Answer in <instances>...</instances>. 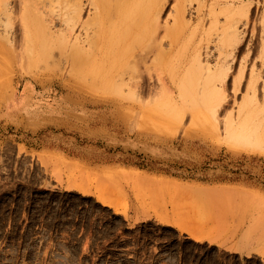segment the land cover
I'll return each mask as SVG.
<instances>
[{
    "label": "rangeland",
    "instance_id": "rangeland-1",
    "mask_svg": "<svg viewBox=\"0 0 264 264\" xmlns=\"http://www.w3.org/2000/svg\"><path fill=\"white\" fill-rule=\"evenodd\" d=\"M5 1L0 264H264V0L236 4L237 37L225 49L216 46L222 15L215 22L208 5L200 22V0H191L186 27L173 19L176 1L167 0L159 20L171 30L163 56L141 57L137 43L126 50L110 33L102 70L121 61L131 69L109 71L108 88L84 78L95 90L77 83L65 54L31 74L25 68V21L63 32L71 0ZM82 5L85 22L93 10ZM87 51L106 55L95 44ZM207 67L220 72L224 84L218 78L216 89L224 88V98L196 113L181 104L172 80L193 70L195 90ZM161 91L176 94L177 118L156 110L166 101ZM247 116L261 141H232L228 126Z\"/></svg>",
    "mask_w": 264,
    "mask_h": 264
},
{
    "label": "bare ground",
    "instance_id": "bare-ground-1",
    "mask_svg": "<svg viewBox=\"0 0 264 264\" xmlns=\"http://www.w3.org/2000/svg\"><path fill=\"white\" fill-rule=\"evenodd\" d=\"M85 1L88 2V6H90L93 10L92 14L88 15V20L85 22L81 20V14L83 10L82 0H71V4L68 7L63 18L68 28L66 27L63 32H53L50 30V28L44 25H31V23L25 21L27 26L24 31V57L28 60L25 68L26 70H28L27 72H30L29 74H31V71L29 70L32 66L37 65L38 67L39 65L43 64L49 65L51 61L48 62V60L53 59V57L59 56L60 54H65L71 61V74H74L75 78L80 79V81L78 80L79 82L77 81V83L83 81V84H85L86 86L87 84L85 83V81L90 78L89 81H98L99 84L102 83L103 85H105V87L107 86L108 88L110 86L108 83L112 81V77H110L109 71H116L115 75L120 74V76H123L125 74V71L128 72L131 69V66H128L129 64H127L125 61H121L119 62L120 64L118 66L109 68V71L102 70L104 66H107L106 64L109 61L108 54L113 44L111 42L112 35L118 37L119 40L123 42L121 43L122 47L126 48V50L131 46V44H133V42L137 43L139 45L137 48V54L141 57L150 52H154L160 56H163L164 42L162 39L166 36L169 37L171 30L165 26L160 25L159 20L162 16L167 0H149V5L145 4V2L148 0ZM175 1L177 6L174 9L173 19L174 21L181 20V22L186 27H188V23L184 22L183 18L187 11V6L191 5L192 1ZM243 2L244 0H200V2H198L195 13L196 18L200 22H203L205 16L203 7H207L208 5L209 15L211 17L213 16L215 22L217 21V17L219 14L223 16L224 24L219 28V30H221L220 38L218 40V43L216 44L218 48L225 49L228 46L234 44V41L237 37V22L239 20V12L236 11V4H242ZM0 4L6 5V1L0 0ZM110 5L115 6L112 11L108 10V7ZM217 9L219 10V13L216 12ZM107 23L110 24L111 30L106 27L105 24ZM10 25L11 19L8 18L6 20L5 26L8 28L10 27ZM90 26L94 27L92 33L86 32L85 34H83V31H79V33L76 35H74L73 33V29L76 27L82 29L88 27L89 29ZM216 29L217 27H213L212 30ZM161 31H164V34L161 35ZM110 33H112V35ZM133 33H136V35L132 36ZM158 39L160 40L158 41ZM94 44L96 48L98 47L99 50L103 52V54H106L103 59L97 57L93 58L92 54L87 51L88 49L92 48ZM195 52L196 57L193 56L192 60L194 61L196 59L199 62L200 51L196 50ZM192 60H189L191 61V64ZM33 68L35 69V67ZM40 69L38 71H40ZM45 72L43 71V73ZM194 72L193 70H191V73L190 71L187 72L186 80L182 77L173 79L172 84L176 85V90L179 92L178 96L181 99L180 101H182V103L180 101L179 103H181L183 106L185 105V107L187 108L190 107L193 112L197 113L201 108L200 105L206 107H214V104H216L217 100H222L224 98V88L216 89V84H218L217 82L220 76V72L217 69L213 70L207 67L206 74L202 76L201 80L197 78V86L195 90H192V84H195L196 78ZM38 73L42 72L40 71ZM84 78L86 80H83ZM89 81H86L88 85L92 83H89ZM220 83L221 86H223L224 81L221 80ZM92 84L90 85V88H93V90L97 89L95 87L98 85L93 84V86ZM132 84L134 86H138L137 82L131 83V85ZM103 85H99L100 87H102L98 88L103 89ZM250 89L252 90L253 95H255L254 86H250ZM162 91L159 92V94L163 95L164 98H166V101H159L158 103H156V110L162 117H166L165 119L167 120H171L172 118L174 119V117L177 118L181 112L182 106H178L175 102L176 94L173 96V94H166L165 91ZM186 102H188L190 106ZM152 115H155V113ZM148 118L151 119V115ZM153 121L157 122L154 119ZM148 122H150V120L147 121V123ZM192 122L196 123L195 121ZM160 123L161 122H159V124ZM161 126L168 127V124H162ZM168 128H170L171 130V126ZM227 129H229L228 135H232V141L238 142V140H241L245 142L253 137L260 140L259 137H257V130L250 123V116L244 117L242 121L238 123V125H229Z\"/></svg>",
    "mask_w": 264,
    "mask_h": 264
}]
</instances>
